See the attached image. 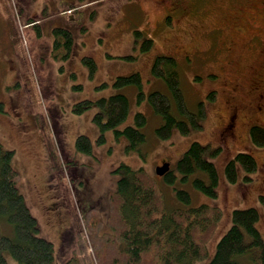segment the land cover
Listing matches in <instances>:
<instances>
[{
    "label": "rangeland",
    "instance_id": "1",
    "mask_svg": "<svg viewBox=\"0 0 264 264\" xmlns=\"http://www.w3.org/2000/svg\"><path fill=\"white\" fill-rule=\"evenodd\" d=\"M72 7L81 10L86 29L81 32L76 25L68 26L74 45L69 59L62 62L53 55L51 28L76 17L73 12L60 16L62 10ZM229 19L233 29L223 27ZM139 30L143 36L137 38L135 31ZM251 35L264 42V0H0V144L14 151L11 164L20 173L18 188L38 221V234L54 244L56 264L71 258L77 246L75 237L69 240L75 222L70 215L73 210L79 221L91 207L107 218L106 194L116 189L119 176L113 170L122 163L133 169L142 167L158 182L167 208L188 206L176 199L173 187H181L190 193L189 206L206 203L221 209L223 216L207 243L210 258L236 208L259 211L256 226L264 238V209L259 199L264 196V147L252 145L249 134L253 124L264 127V96L257 98V90L251 87L253 78L263 71L264 53L255 55L249 47L244 51ZM143 37L153 40L148 51L140 50ZM161 54L177 61L189 107L194 109L202 101L207 114L201 129L182 136L176 128L165 140L155 135L161 118L146 98L137 101V87L112 86L116 77L137 72L145 97L153 90L170 95L162 79L150 72L153 59ZM85 55L97 65L93 77L81 61ZM24 72L29 76L28 86ZM102 83L106 87H98ZM211 91L214 101L207 98ZM119 92L127 96L130 107L120 129L133 124L136 112L147 118L141 129L146 140L138 147L142 156L126 150L128 140L117 139L112 129L104 134V144L96 143L99 130L92 116L98 109L94 106L84 113L73 112L76 102ZM233 109L234 126L227 130ZM44 128L50 132L62 173L51 168L41 132ZM78 135L92 141L91 153L76 151ZM192 142L209 146L205 157L213 160L219 174L216 198L197 191L191 177L182 183L177 173V183L172 186L155 171L166 161L174 170ZM217 147L220 152L211 155ZM242 151L254 156L258 170L247 183L239 168L237 182L229 184L224 179V164ZM84 236H88L86 230ZM88 251L92 254L90 248ZM6 258V264H15L10 255ZM242 264L254 263L243 257Z\"/></svg>",
    "mask_w": 264,
    "mask_h": 264
},
{
    "label": "trees",
    "instance_id": "2",
    "mask_svg": "<svg viewBox=\"0 0 264 264\" xmlns=\"http://www.w3.org/2000/svg\"><path fill=\"white\" fill-rule=\"evenodd\" d=\"M66 12H73L76 17L64 19L65 24L51 28L53 55L62 62L69 59L74 45L68 26L76 25L81 32L86 29L78 7L64 9L60 16ZM94 16L95 12L90 18ZM31 23L37 28L41 26L39 22ZM135 34L137 38L143 36L141 30L135 31ZM142 40L140 50H150L153 40L146 37ZM81 61L88 67L89 76L93 77L97 68L93 59L85 55ZM152 62L150 72L162 79L170 95L153 90L145 97L141 91V75L137 72L116 77L112 86L115 89L137 87V101L146 98L152 111L162 120L155 130L156 137L161 140L169 139L176 128L182 136L192 129H201V121L207 117L205 103L196 102L194 109L186 103L175 58L161 54ZM23 78L28 86V73L24 72ZM98 87H106V84L102 83ZM207 98L214 101L215 92L208 93ZM93 106L98 109L92 116L99 130L96 143L104 144V134L112 129L117 139L125 137L128 140L126 150L138 151L142 156L143 152L138 147L146 140L141 131L147 123L144 114L136 112L133 124L120 129L130 111L127 96L119 92L98 100L87 98L76 102L72 109L74 113L80 114ZM41 132L51 156V168L55 172L62 170L50 132H46L45 128ZM249 134L252 145L264 147V127L253 124ZM74 142L77 152L91 153L92 141L87 136L78 135ZM208 148L200 142H192L177 160L174 170L170 169L162 176L163 181L174 186L177 173L178 181L182 183L191 177L192 186L197 191L210 199L216 198L219 174L213 160L205 157ZM220 149H213L211 155L218 154ZM13 157L14 151L0 144V264H6V254L11 256L15 264H56L54 244L38 234V221L20 193L18 183L21 177L18 169L11 164ZM223 168L224 179L232 185L238 180L239 168L244 172L243 180L247 183L253 180L252 175L258 170L254 156L245 151L234 154ZM113 172L119 178L116 189L106 194L108 212L105 220L94 207L84 212L81 221L76 217V211L70 213L75 222L69 240L71 242V238L75 237L77 246L73 249L72 257L62 264H195L203 260H206L204 264H242L243 257H249L254 264H264V238L256 226L260 215L257 209L236 208L231 211L230 225L215 243L210 258L207 243L223 216L218 206L206 203L189 206L190 193L181 187H173L178 202L188 206L167 208L165 195L158 182L142 167L133 169L122 163ZM259 199L264 209V196L260 195ZM85 230L88 236H84Z\"/></svg>",
    "mask_w": 264,
    "mask_h": 264
},
{
    "label": "flooded vegetation",
    "instance_id": "3",
    "mask_svg": "<svg viewBox=\"0 0 264 264\" xmlns=\"http://www.w3.org/2000/svg\"><path fill=\"white\" fill-rule=\"evenodd\" d=\"M231 19H236V17H230ZM227 24L223 27H229L230 28H234L235 26H231V21L230 19L226 22ZM250 36V35H249ZM245 50L249 47L255 50V55L261 51V53H264V42L260 41L258 36H254L251 35V38L248 40V42L246 41L245 45ZM262 70L260 74H258L255 78H253V80L251 81V87L253 88V90H257V98H262V96H264V62H263V66H262ZM236 110H231V114L229 115L228 118V122H227V130L232 129V127L234 126L233 122H234V118L236 116ZM163 163L165 162H161L160 165L161 166ZM170 170V169H169Z\"/></svg>",
    "mask_w": 264,
    "mask_h": 264
},
{
    "label": "water",
    "instance_id": "4",
    "mask_svg": "<svg viewBox=\"0 0 264 264\" xmlns=\"http://www.w3.org/2000/svg\"><path fill=\"white\" fill-rule=\"evenodd\" d=\"M169 170V163L166 161L165 163H163L161 166H157L155 171L157 172V175L159 176H163L164 174H166Z\"/></svg>",
    "mask_w": 264,
    "mask_h": 264
}]
</instances>
